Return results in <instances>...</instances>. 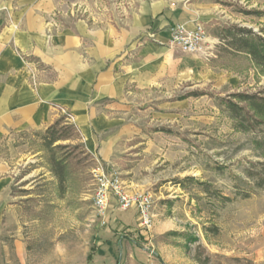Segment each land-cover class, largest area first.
<instances>
[{"label": "rangeland", "instance_id": "obj_1", "mask_svg": "<svg viewBox=\"0 0 264 264\" xmlns=\"http://www.w3.org/2000/svg\"><path fill=\"white\" fill-rule=\"evenodd\" d=\"M0 6L25 8L26 21L2 13L12 23H37L43 34L87 24L150 41L158 37L157 20L167 27L201 22L208 34L205 52L169 46L179 65L168 79L128 87L117 116L134 134L112 159L90 153L82 137L58 141L63 181L41 139L47 128L3 137L0 157L15 179L0 220V264H264V188L247 174L264 161L257 145L264 123L236 107L248 109L240 93L264 96V69L223 38L235 25L264 36V0H0ZM59 110L75 123L72 111ZM101 168L116 171L130 191L153 194L151 226H140L133 209L115 206L102 222L93 198Z\"/></svg>", "mask_w": 264, "mask_h": 264}, {"label": "crops", "instance_id": "obj_2", "mask_svg": "<svg viewBox=\"0 0 264 264\" xmlns=\"http://www.w3.org/2000/svg\"><path fill=\"white\" fill-rule=\"evenodd\" d=\"M5 9L27 20L25 8L0 6V144L10 132L45 130L62 115V107L73 112L90 153L107 161L123 152L134 132L118 111H123L130 85L148 88L168 79L172 67L179 65L168 55L173 47L170 29L176 23L169 28V22L155 21L158 37L150 41L116 38L111 28L91 29L87 24L43 34L35 22L12 23L4 17ZM12 44L34 61L17 54ZM14 179L0 157V220L9 211Z\"/></svg>", "mask_w": 264, "mask_h": 264}, {"label": "built area", "instance_id": "obj_3", "mask_svg": "<svg viewBox=\"0 0 264 264\" xmlns=\"http://www.w3.org/2000/svg\"><path fill=\"white\" fill-rule=\"evenodd\" d=\"M170 31V44L183 52H205L207 49V29L201 22H195L192 26L176 23ZM97 173L93 198L94 206L103 223L108 222L110 209L115 206L121 211L133 209L140 226H151L155 200L150 191H130L116 171L105 172L101 168Z\"/></svg>", "mask_w": 264, "mask_h": 264}, {"label": "trees", "instance_id": "obj_4", "mask_svg": "<svg viewBox=\"0 0 264 264\" xmlns=\"http://www.w3.org/2000/svg\"><path fill=\"white\" fill-rule=\"evenodd\" d=\"M224 31L223 38L230 40L229 45L233 49L247 53L254 63L264 69V36L254 32L251 28L237 25L228 27ZM237 97L245 102L248 107V109H246V106H236L238 109H241L247 115L252 111L253 116L250 115V118L257 119L260 123H264V96H260L257 93H240ZM232 110L234 112L236 111L235 108H232ZM258 116L261 117V120H259ZM74 137L78 139L81 138L82 135L77 125L71 122L69 116L66 114H62L49 125L45 133L41 136L43 145L49 149L52 154L51 161L54 165V171L63 181L65 175L62 170L66 165V160L57 159L55 157V150L64 147V145H55V143L67 139H74ZM257 145L263 150L264 155V140L258 141ZM252 165L253 168L247 171L248 176L253 180L255 187L264 188V161L253 162Z\"/></svg>", "mask_w": 264, "mask_h": 264}]
</instances>
